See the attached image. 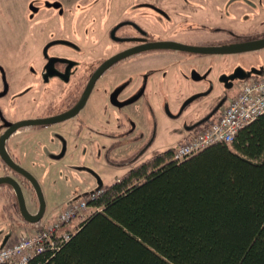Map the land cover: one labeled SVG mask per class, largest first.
<instances>
[{"label":"flooded vegetation","instance_id":"1","mask_svg":"<svg viewBox=\"0 0 264 264\" xmlns=\"http://www.w3.org/2000/svg\"><path fill=\"white\" fill-rule=\"evenodd\" d=\"M197 1L202 2L201 0ZM197 1L136 0L135 3L128 1L127 6L122 8L120 18L118 20L114 19L115 21L113 22L109 20V27L105 31L109 42L119 48L117 47L113 52L107 53L108 55H103L101 58H93L96 56V49L99 47L97 45L99 39H96V30H94L92 44L83 50L72 38L63 35V32H66L63 27L65 8L59 1L42 0L35 5L34 3L31 4L28 7L30 11L28 22H35L33 26H40L38 24H41L44 20L39 18L48 13V17L44 21L45 24L38 34H46L48 26L51 29L47 32L48 36L42 40L44 42L41 41L40 45L33 46V49H29L30 46H25L21 49L25 50L24 74H22V70L17 71L15 68L17 72L14 70L13 74H10V79H7L6 68L0 63V93L5 92L0 96V137L10 128L9 124L22 120L49 119L51 121L22 126L11 133L2 143L9 157L18 164L17 158L13 155L7 144H22L26 148L29 146L30 149L27 148L26 151H31L30 153L38 151V154H42L49 161L62 159L65 156L67 144H81L79 148L81 150L88 149L90 144H99L100 148H105V144H128L129 147L131 146L130 149L136 146L132 151L133 156L142 149L135 158H132L130 162L128 161L130 169L138 163L137 160H139L154 141L155 130L153 129L147 138L149 132L141 128L140 122L143 121L141 114H139L142 112L144 106L150 108V104H152V101L154 103V99L157 100L156 105L162 104L167 116L176 119L184 117L183 114L192 107L190 113L181 119L182 132L179 138L198 129L207 122L208 119L205 120V118L209 115H211L210 118L213 117L226 104L227 97L225 90L232 88L237 83L240 84L242 79H228L225 82L219 79L222 91L211 102L213 104H208V97L211 95V92L208 89L207 83L205 87L201 85L204 81L201 82L203 79L201 71L197 69V71L192 72V69H184L193 63L190 60H186L191 59V57L198 59V57L207 54L177 49H153L139 52L117 61L108 67L95 81L88 98L78 112L72 117L58 120L59 116L71 111L76 106L89 78L98 66L124 50L145 43L165 41L187 46H220L217 45L220 42L219 40L209 41L210 36L220 35V30L218 27L210 26L208 23L213 18L208 17V12L206 11L207 4ZM231 1L234 0H227L225 2V8L234 4ZM248 1L250 0L237 2L246 4L245 2ZM130 6H136V8L132 7L134 11L129 14ZM221 17L219 14L217 20L221 19ZM209 31L213 34H209ZM172 33L182 36L183 39L179 40L183 43L169 37ZM167 34L170 35L168 36ZM202 34L206 35L204 37L200 36ZM232 38V44L243 42L240 39L238 40L239 37L237 35ZM107 51V47H105L104 52ZM82 58L84 61H80ZM85 62H92V66L91 64V67L88 66L91 68L89 73H87L88 68ZM177 64L183 67L178 68ZM250 68L251 66L248 69H241L247 73V71L253 70ZM174 69L175 72H173ZM236 69L223 76H231ZM81 70H84L82 75ZM177 70H179V73ZM168 73L176 74L178 79L180 78V87L177 91H174L175 87H178L176 81L167 82L170 77ZM107 75H112L113 78L111 79L112 83H109L102 92L101 111L98 110L99 114L93 113L90 117L88 114L85 115L86 119L80 117L82 109L88 104V99L95 88L96 82L101 77H107ZM181 81L186 84H193L191 81L200 83L185 86L181 84ZM135 84H137L136 87ZM148 90L150 91L148 92ZM174 93H177L175 101H173L175 103L174 110L177 112V115L173 116L168 113V104L169 102L171 103L170 96ZM194 96L196 97L185 105L188 99ZM91 119L96 120L93 122ZM72 121H76L77 126H70L69 124ZM109 126L113 128L108 129ZM41 144L44 146H41ZM31 148L33 149L31 150ZM43 148L46 150V153L43 152ZM108 154L110 153H105L106 156ZM112 164L116 163H109V165ZM76 167L77 169L82 167L86 169L97 184L92 189L77 192V194L81 193L79 195L74 194L76 198L92 194L98 196L102 194L107 186H110L114 182H119V178L121 177H116L110 185L104 186L98 173L93 170L91 171L84 165ZM3 176L14 178L19 183L21 190L22 184L20 181L28 185L34 199H36V210L32 213L28 210L26 204L25 206L29 213L36 214L39 210V202L33 187L24 177L5 165L0 158V177ZM0 198L7 201L13 199V206L20 219L19 224L11 221L13 219L10 213L11 207L4 204L3 210L7 209L9 215H11L8 219L10 223L9 228L11 225H17L18 228L21 224H29L22 218L15 193L10 186L6 184L0 185ZM43 215L39 221L42 220ZM8 238L7 234L0 236L1 241Z\"/></svg>","mask_w":264,"mask_h":264},{"label":"trees","instance_id":"2","mask_svg":"<svg viewBox=\"0 0 264 264\" xmlns=\"http://www.w3.org/2000/svg\"><path fill=\"white\" fill-rule=\"evenodd\" d=\"M173 151L128 169L29 264H264V114L229 144Z\"/></svg>","mask_w":264,"mask_h":264},{"label":"rangeland","instance_id":"3","mask_svg":"<svg viewBox=\"0 0 264 264\" xmlns=\"http://www.w3.org/2000/svg\"><path fill=\"white\" fill-rule=\"evenodd\" d=\"M28 0H0V63L4 65L6 68V77L7 79H10V74H13V71L15 68L17 71L22 70L24 74V67H25V50H20L19 47L21 46V41L23 40V37H16L10 31L12 29V22H18L21 24V26L26 25V20L29 16V9ZM33 3L36 4V2H40L39 0H30ZM29 1V2H30ZM131 3H135L136 0H127ZM190 1V0H189ZM197 1V0H193ZM197 1L200 3L207 4V12L208 17L213 18V20H210L208 23L210 26L218 27L220 30V35H215L213 37V40H219L217 45L223 46V45H231L233 42V36L235 37L237 35L238 40L241 41L250 40L258 37H264V0H250L248 2H245L246 4H243L244 7L240 8L237 6L239 4L237 1H243L244 0H234L231 2H234V4L231 5V8L229 10H225V2L227 0H201ZM229 1V0H228ZM68 3V2H67ZM101 3L103 7H108V4L105 3V0H77V3L70 5L69 7L75 6L74 10H79V12H89L91 8H93L95 5ZM209 3H215L216 5H219L220 11H208ZM27 4V6H26ZM34 4V5H35ZM65 4V3H64ZM31 5V4H30ZM67 7V6H66ZM125 7V6H124ZM136 6H130L128 13L130 14ZM17 10V17L13 15ZM92 11V10H91ZM90 11V12H91ZM103 11L101 9L99 12L94 13L92 16L96 17V19H103L105 20L107 16L109 15V8H107L106 14H102L100 17V13ZM90 12L85 14L90 17ZM121 12V11H120ZM122 13V12H121ZM219 14L222 16L221 19L217 20L219 17ZM16 17L15 20H12L13 17ZM48 17V13L42 15L39 19L46 20ZM118 20L120 18V13L113 16L108 17V21L111 19ZM115 20H112L115 21ZM28 22V20H27ZM29 21L27 23V26H31L32 28H38V26H33L35 22ZM41 22V21H37ZM189 22H196V21H189ZM51 28H46L47 33ZM209 34H213L209 31ZM63 35L68 38H72L69 34V32H63ZM168 36L170 34H167ZM206 34H202L200 36H205ZM96 39H99V42L97 45H99L96 56L93 58H101L103 55L109 54L110 52H113L118 46H114L112 43L109 42L107 34L102 31V35H99V33L96 35ZM199 36V37H200ZM210 36V35H208ZM169 37L172 39L181 42L179 39H183L182 36L179 34L174 35L172 33ZM207 37V36H206ZM21 38V41H20ZM32 38V37H31ZM44 39V36L40 34H36L34 38L31 40H27L26 47H29V49H33V46L40 45ZM25 40V38H24ZM42 41V42H41ZM23 47V46H22ZM105 47H107V52H104ZM114 47V48H113ZM8 48H18L19 51H14L13 53H10L8 51ZM81 50H83L85 47L80 46ZM119 48V47H118ZM16 52V53H15ZM24 52V53H23ZM107 54V55H108ZM192 56V55H190ZM82 57V56H81ZM196 57V56H193ZM86 59V58H85ZM192 61L193 63L191 65H188L184 69H192V72L197 71L199 69L201 71V75L203 76V79L201 80L203 87H205L206 83L208 86V89L211 92V99H209V103L214 101L215 97L219 94V92L222 91V85L219 82V79L221 76L229 74L236 68H242V69H248L250 66V69H254L257 71L264 70V48L261 50L253 51V52H246V53H238V54H207L202 55L201 57H198V59H194L191 57V59H188L186 61ZM80 61H84L82 58ZM99 61V60H98ZM83 63V62H82ZM90 64L86 63L85 65L88 68L87 73L90 71ZM90 66V67H88ZM178 68L183 67L182 65L178 64L176 65ZM16 71V70H15ZM16 71V72H17ZM84 70H81V75L83 74ZM10 72V73H9ZM175 72V69L173 70ZM179 73V70H177ZM200 73V72H199ZM249 73V71H247ZM170 77L168 78L167 82L176 81V86L174 91H177V89L180 87V78L176 76V74H170ZM87 75V74H86ZM113 76L107 75V77H101L95 85L94 90L92 91L89 99L88 104L82 109V112L80 113V117H84L85 115H93V113H98V110L101 111V95L104 90L108 86L109 83H112L111 79ZM193 82V84L200 83V82ZM182 85H191L186 84L185 82L181 81ZM192 84V85H193ZM238 83L235 84L232 88H228L225 90V95L227 97V100H229L233 95L237 93L238 90ZM24 86V85H23ZM137 84H135V87ZM0 87H1V77H0ZM134 89V88H133ZM131 89V91H133ZM150 90H148L149 92ZM177 94V93H176ZM176 94L174 93L172 96H170L171 103L169 102L168 106V113L170 115H177V112L175 109V101ZM157 100L154 99V103L152 101V104L150 108H147L144 106L141 114L142 121L140 122V126L143 130L149 132L147 135V138L152 133L153 129L155 130V138L153 143L149 146V148L146 150V152L139 158L138 163L141 162L144 159H147L152 154L156 152H161L164 150H167L168 148H172L175 143L178 141L179 135L181 134V124L183 118H185V115L190 113L191 108L186 111L183 115L184 117L181 118H174L169 117L166 115V112L164 110V107L160 103L159 105H156ZM213 104V103H211ZM210 104V105H211ZM226 105V104H225ZM224 106H220V110L223 109ZM163 107V108H162ZM152 108V109H151ZM99 114V113H98ZM102 114V113H101ZM100 114V116H102ZM187 117V116H186ZM96 119H91V121L94 122ZM92 123V122H91ZM70 126H77L76 121H72L69 124ZM112 126H109L108 129H112ZM8 147L12 150H14L13 144H7ZM51 145V144H50ZM49 145V147H50ZM25 145H23L24 147ZM41 146H44L41 144ZM81 144H67V149L65 156L58 160V161H49L45 157H43L42 154L36 153H30L31 151H19V152H13V155L17 158L18 164L26 170L28 173L32 175L36 183L38 184V187L40 189V192L42 194V198L44 200L45 204V210L44 215L41 220L42 223L44 222H51L50 220L52 217H55L61 210L64 208V206L69 202L70 199L76 198L74 197V194H77V192L86 191L89 189H92L94 186H97L96 182H94L93 178L90 176V173L86 171L82 167V165L87 166L88 169L91 171L98 173L102 183L104 186L110 185L116 177L121 176L125 171L129 169L128 161L132 158H135V156L142 151H138L133 156L132 151L136 148L134 146L132 149L131 146L129 147L128 144H105V148H100L99 144H90L88 146V149L81 150L79 149ZM43 152L46 153V150L43 148ZM24 152V153H23ZM110 153L108 156L105 155V153ZM116 163L109 165V163ZM76 166H81L82 168L77 169ZM2 167V166H1ZM19 181V180H18ZM22 184V190L24 195L25 204L30 212H34L36 210V203L34 199V196L32 195L28 185L20 181ZM81 194V193H79ZM77 194V195H79ZM7 204L11 207V214L13 216V219L11 221H14L16 224L20 223V219L18 217V214L16 213V209L14 208V201L13 199L10 200H4L0 198V236L6 235L9 236V238L3 242H7L11 239H13L16 236L25 235L27 233L24 232L25 229H27L28 224H21L18 228L17 225H11L9 223V218L11 215H9V212L7 209L3 210V205ZM13 207V208H12ZM91 211L88 212V215ZM16 213V214H15ZM87 215V216H88ZM50 220V221H49ZM14 227V228H13ZM1 244V245H2Z\"/></svg>","mask_w":264,"mask_h":264},{"label":"built area","instance_id":"4","mask_svg":"<svg viewBox=\"0 0 264 264\" xmlns=\"http://www.w3.org/2000/svg\"><path fill=\"white\" fill-rule=\"evenodd\" d=\"M264 114V72L243 80L237 93L217 118L198 131L188 134L174 146L173 161H184L204 148L229 144L245 125ZM97 195L79 196L67 203L61 212L46 224L37 225L32 234L16 236L0 247V264H29L48 246L67 241L91 211L89 202Z\"/></svg>","mask_w":264,"mask_h":264},{"label":"water","instance_id":"5","mask_svg":"<svg viewBox=\"0 0 264 264\" xmlns=\"http://www.w3.org/2000/svg\"><path fill=\"white\" fill-rule=\"evenodd\" d=\"M264 48V37L258 38V39H252L248 41H243L239 43H234L231 45H223V46H205V47H198V46H187V45H182L174 42H154V43H145L141 44L136 47L129 48L127 50H124L115 56L105 60L102 62L98 68L92 73L91 77L89 78L86 87L77 102L76 106L69 112L61 115L58 117V120H64L69 117H72L75 115L78 110L84 105L86 99L88 98V95L90 94V91L95 83V81L100 77V75L110 66H112L114 63L117 61L128 57L130 55L143 52V51H148V50H153V49H177V50H184L192 53H198V54H221V55H226V54H238V53H246V52H253L257 50H261ZM260 71L257 70H252L249 73H245L244 70L241 68H238L235 70V72L231 76H222L220 80L222 82L227 81L228 79H245L249 77L251 73H259ZM5 92L0 93V96H2ZM191 97L188 99V101L185 103V105L189 102H191L194 98ZM211 115H209L205 120L209 119ZM51 120L49 119H44V120H22L19 122H16L14 124H9L8 126L10 127L7 129L0 137V158L2 161L7 165L9 168H11L14 172L17 174L21 175L24 177L33 187L36 196L38 198L39 202V210L36 214H31L28 212L25 206V201L23 197V193L21 190V187L19 183L14 179L9 176H3L0 177V185L6 184L10 186L16 196L18 205H19V210L22 218L26 223L29 224H35L38 223L39 220L41 219L44 210H45V204L44 200L42 198V194L40 192V189L38 187V184L32 177L30 173H28L26 170H24L22 167H20L18 164H16L7 154L3 141L8 138V136L16 131L19 127L26 126V125H32V124H40V123H48Z\"/></svg>","mask_w":264,"mask_h":264},{"label":"crops","instance_id":"6","mask_svg":"<svg viewBox=\"0 0 264 264\" xmlns=\"http://www.w3.org/2000/svg\"><path fill=\"white\" fill-rule=\"evenodd\" d=\"M29 1L30 0L27 1V4L29 3L28 7L30 6V4H33L32 1H30V2ZM39 1H42V0H39ZM56 1H59L65 8L63 27L66 30V32H69V34L72 37L73 41L76 44H78L79 47L80 46L89 47L92 44L93 36H94L93 35L94 34V30H96V35L98 33H99V35H102V31H103V34H104V32L109 27L108 17L109 16L113 17V16L121 13L122 12V8L124 6H127V4H128L127 0H105V3L108 4L107 8H109V15L107 16V18L105 20H103L101 18L100 19H96V17L92 16L94 13L99 12L101 9H103V11L100 13V17H101L102 14L103 15L106 14L105 12L107 11V8L103 7L101 3L95 5L93 8H91L89 10V12L91 10L92 11L90 12V17L87 18V17H85V16H87L85 14H87L89 12H79V10H76V11L74 10L75 6H73V8L69 7L70 5L77 3V0H56ZM27 4H26V6H27ZM208 5H209L208 11L210 10V12H212V14H213V11H220L219 5H216L215 3H209ZM234 5H236V4H234ZM237 6L239 7V10H240V8L244 7V5L242 3L237 4ZM229 8H231V5H230V7L226 8L225 10L227 11V10H229ZM13 15H15L17 17V10H16V12ZM15 16L13 17L12 20H15V18H16ZM114 19H111V20H114ZM27 20L25 21L26 25L24 24L25 28L23 26H21V24L18 23V22H14V23L12 22V29H10V31H12L14 36L23 37L22 41H21V38H20V41L22 43L21 46L19 47L20 50L23 47L28 46L27 42L29 40H31L32 36H35L36 34H38L39 31L42 29V26L45 24L44 21H43L41 24H38L40 26H38L37 29H35V28L33 29L31 26H29V25L27 26V23H28ZM49 28H50V26H48V29ZM40 35L44 36V38H46L48 36L47 33L46 34H40ZM210 37H213V36H210ZM210 37H209V41H212L213 38H210ZM24 38H25V40H24ZM30 46H31V44H30ZM8 51L10 53H13L14 51L17 52L18 48H14V49L8 48ZM209 99H211V95L208 97V104H209ZM222 110L223 109L219 110L213 116V118H217V116L222 112ZM185 135L186 134H184V136ZM184 136H182L180 139H182ZM180 139H178V140H180ZM13 145H14V150L11 149L12 153L15 152V151L16 152H19V151H22V150L25 151L27 148L30 149L29 146H27V148H26V146L23 147L22 144H13ZM32 149L33 148H31V150ZM70 200H72V199H70ZM53 218H55V217H52L50 220H52ZM35 228H36V226H34L32 224H28V227H27V229L24 230V232L30 235V234L33 233ZM1 244H2V242L0 240V246H1ZM3 244H4V242H3Z\"/></svg>","mask_w":264,"mask_h":264}]
</instances>
